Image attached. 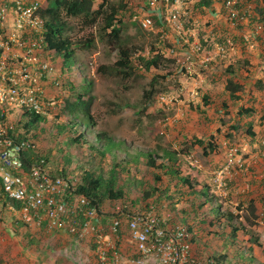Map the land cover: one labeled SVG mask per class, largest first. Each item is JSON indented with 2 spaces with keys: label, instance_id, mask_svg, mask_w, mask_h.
Listing matches in <instances>:
<instances>
[{
  "label": "rangeland",
  "instance_id": "rangeland-1",
  "mask_svg": "<svg viewBox=\"0 0 264 264\" xmlns=\"http://www.w3.org/2000/svg\"><path fill=\"white\" fill-rule=\"evenodd\" d=\"M141 1L107 0L104 14L110 7L117 8L114 19L121 22L116 40L101 32L104 15L93 24H86L82 17L64 20V36L79 44L88 38L91 44L71 47L75 61L65 62L68 70L53 56L55 76H61L63 84L44 87L46 115L33 132L37 150L45 154L52 175L62 169L78 180L86 171L106 176L115 166L117 185L125 197L103 205L98 224H109L126 197L139 198L149 186L161 189L167 184L171 197L183 192L182 200L170 204V199L160 197L151 210L158 218L170 220L167 224H198L190 232L193 256L203 263L214 258L220 264H264V35L253 30L257 24L253 18H258L257 10L264 12V0H234L233 9L239 16L236 26L226 18L225 0H211L208 10L198 8L196 0H185L187 15L179 18L185 34L182 39L169 29L160 31L157 23L151 30L132 23L131 17L140 15ZM98 3L93 1L92 10ZM120 48L129 51L131 70L126 76L114 69ZM152 56H158V65L145 70L138 59ZM226 80L238 86L233 93L237 100L228 98ZM84 87L91 125L83 128L78 115L76 129L68 133L72 117L65 106ZM149 90L147 100L144 93ZM240 108L252 110L241 125L236 117ZM79 132L85 134L83 140L70 143ZM96 134L116 146L99 154L105 138L95 140ZM209 139L215 145L211 151L206 149ZM194 140L202 146L190 144ZM148 153L155 165H167L164 153L174 158L172 183L162 177L160 167L146 165ZM229 158L233 163L226 167ZM154 174L160 176L159 183L153 182ZM184 177L191 188L177 181ZM176 182L179 190L173 187ZM199 187L206 188L209 196L205 206L229 213V224L240 226L234 238L223 216L212 222L214 227L206 225L212 215L198 207L202 202ZM150 199L148 207L154 205H149ZM142 205L138 201L134 206ZM58 233L43 225H23L9 204L0 205V264H87L85 258L92 259L90 250H72L61 238L71 237Z\"/></svg>",
  "mask_w": 264,
  "mask_h": 264
},
{
  "label": "built area",
  "instance_id": "built-area-1",
  "mask_svg": "<svg viewBox=\"0 0 264 264\" xmlns=\"http://www.w3.org/2000/svg\"><path fill=\"white\" fill-rule=\"evenodd\" d=\"M184 1L142 0L140 15L134 14L130 21L142 30H151L157 23L160 31L169 29L182 39L185 34L179 18L187 15ZM43 2L0 0V198L17 204L19 219L25 224H43L92 247L95 264H119L121 259L125 264H196L190 256L186 230L168 226L150 211L131 216L121 227L116 219L106 226L98 225L100 213L89 200L75 195L77 179L67 174L52 175L42 157L32 155L35 141L18 137L24 123L46 115L44 87L57 86L54 51L43 44ZM234 5V0L223 3L232 25L237 16ZM253 30L264 35V22L255 24ZM232 163L229 158L226 167ZM123 231L132 250L127 257L117 245Z\"/></svg>",
  "mask_w": 264,
  "mask_h": 264
},
{
  "label": "trees",
  "instance_id": "trees-1",
  "mask_svg": "<svg viewBox=\"0 0 264 264\" xmlns=\"http://www.w3.org/2000/svg\"><path fill=\"white\" fill-rule=\"evenodd\" d=\"M107 0H99V3L97 4L95 10H92L93 6V0H48L47 1V6L46 9L44 10V14L49 16V19L45 21V40L43 42L45 48L52 49L54 51V57H58L61 60V66L63 69L68 70L65 66V62L68 60H73V45H81V47L86 48L89 47L91 44V39H84V41L79 44V42H72L68 37L63 35V30L66 28V24L62 20L61 12H63V15L67 18H77V17H82L85 19L86 24H93L96 17L99 15H104L103 16V25L100 28L101 32L104 33L107 37L112 38L113 40H116L119 32H120V26L121 22L119 20L114 19L116 15L117 8L110 7L109 11L107 14H104L103 9L106 5ZM196 6L200 9H210L211 6V0H196ZM257 15L258 18H253V24L254 23H261L264 22V12L262 10H257ZM239 16L237 15L232 19L233 26H236L238 22ZM140 62H142V65L145 70L149 68H156L158 65V56H152L149 59H143L139 58L138 59ZM131 65H130V60H129V51L126 48H120L118 50V60L114 63V69L116 70V73H120L123 76H126V71H130ZM228 73L230 70L227 71ZM57 86H60L63 84L62 77L57 76ZM86 83V82H85ZM87 85V84H86ZM85 88V87H84ZM225 88L226 90H229L228 98L230 100H237L238 96H234L233 93L238 89V86L233 84L230 80H226L225 83ZM86 91V88L83 90L82 93H77L72 102L70 104H66L65 108L67 110V114L72 117V119L68 122V127H67V132L70 133L72 132V129H76V126L78 125L77 119H81V122L79 124L83 128H89L91 125V118L88 115L87 108L89 105L90 100H85L84 99V92ZM151 91L145 92L144 96L146 97L147 100H149L151 96ZM205 101V100H204ZM252 114V110L250 108H240L236 112V117H237V124L241 125L240 123L242 122L241 120L243 118L249 117ZM81 115V118L78 116ZM44 119V117H39L35 116L32 117L31 120H29L28 123H24L21 126V133L19 132L18 137L21 138H27V140H34V134L31 132H28L32 129V131H37V127L41 123V121ZM76 121V122H75ZM34 126V127H33ZM33 127V128H31ZM235 129H237V126H233ZM247 134L249 136H253L252 133L249 131V128L246 130ZM85 134L83 132H79L77 135H75L74 138H72L69 142L70 143H77L80 140H83ZM105 138V139H104ZM98 139L99 141L105 140V142L101 146V151H99V154L103 155L104 153H107L111 148L116 146L109 138L105 137L104 135L101 136L99 134L95 135V140ZM36 143V142H35ZM190 144H195L198 146H202V142L200 140H194L193 143ZM206 149L207 151H211L215 149V145L208 140L206 144ZM203 151L205 149V146L202 147ZM40 155L42 157V160L44 163L47 165L48 160L45 156V154H41L37 150V145L35 147V152L32 154L34 155ZM164 158L166 161H168L167 165H155L153 155L147 154L146 155V165L152 169H159V167L162 169V177L167 178V183L170 184L173 182L175 176H176V171L175 168L172 166L173 165V160L174 158L169 154V153H164L163 154ZM28 159H25V162L27 163ZM65 163H68V160H65ZM60 175H64V170H60L59 173ZM153 182L159 183L160 182V176L158 174H154L152 176ZM264 179V178H263ZM178 182L182 183L185 185L187 188H191L190 183L188 178H179L177 179ZM264 181V180H263ZM173 187L175 189L178 188L177 182L173 184ZM74 190H75V195L77 196H82L89 200L90 205L93 206L96 210L97 213L102 212L103 210V205L112 203L115 201H121L124 199V192L118 187L117 185V172L115 166L111 167L109 171L107 172L106 176H103L102 174H95L93 171H86L80 176L77 180V184L74 185ZM169 186L167 184H164V187L159 189V187H156L154 185L149 186V188L142 192L140 194L139 198L135 197L133 199H130L126 197L125 200H127V204H123L122 208L120 209L119 212H116V215H114L113 219L119 220L121 227L123 221L128 220L133 215H142L146 212H152L153 215L158 217L156 213H154L151 208L155 206L156 202H159V198L163 197L166 200H169L170 204H176L179 201L182 200L183 198V192H176L174 196L171 197V195L168 194ZM179 190V189H177ZM198 196L202 199V202L200 203V207L206 208L204 211L205 214L212 215V218H209L210 220L207 222V226L214 227L212 222L218 220L219 217L223 216L226 219V225L230 228V238H234V235L236 234L237 231L240 230V226H233L230 225L229 219H231V216L229 213L227 214H220L218 208L210 207V206H205L208 201L209 196L207 195L206 188L199 187L197 190ZM148 196H151V199L149 200V205L150 203L154 204L152 206L148 207ZM143 202V205L140 206H134L136 203ZM147 201V202H146ZM123 202V201H122ZM5 204H9L11 209H13L17 214H18V206L15 202H11L5 199L0 198V205L2 207L5 206ZM253 202L249 201L248 206L252 210ZM142 207L144 208L142 210ZM141 208V209H140ZM140 211H139V210ZM193 216L194 213H191ZM196 216V215H195ZM264 216V214H263ZM19 214H18V219H19ZM214 219V220H211ZM20 220V219H19ZM170 221V220H168ZM167 221V222H168ZM200 222L202 220H199ZM23 225H27L24 222L20 221ZM111 224V221L110 223ZM43 225V224H42ZM168 226L171 227H182L186 230V232L190 235V244L193 241L192 234L190 233L193 229V227H198V224H188L187 226L184 224H175V223H168ZM32 227H35L36 225H31ZM44 226V225H43ZM118 227V228H119ZM125 236L126 231L120 232L118 236ZM88 250L92 251V247H88ZM213 257V256H212ZM222 256H219V259ZM92 258L94 260V256L92 255ZM194 259L196 260V264H220L216 259L214 258H207L204 263L200 261L199 258L194 256ZM95 264V263H94Z\"/></svg>",
  "mask_w": 264,
  "mask_h": 264
},
{
  "label": "crops",
  "instance_id": "crops-1",
  "mask_svg": "<svg viewBox=\"0 0 264 264\" xmlns=\"http://www.w3.org/2000/svg\"><path fill=\"white\" fill-rule=\"evenodd\" d=\"M98 225H105V224H98ZM57 232H59L58 234H60V235H64L65 233L64 232H62V231H57ZM60 232H62V233H60ZM68 236V235H67ZM61 238H65V240H66V242H68L69 243V245L68 246H70L71 248H72V250H79V251H82V247L83 248H85L84 249V251H86V252H88V249H87V247L85 246V243L84 242H76V241H72L73 240V238H67V237H64V236H62ZM118 246L120 247V249H121V251H122V253H124V254H131L130 253V251L132 252V250H131V245H130V243L128 242V239H127V237H125V236H122V235H120L118 238ZM61 240H63V239H61ZM77 244H78V246H77ZM83 251V254H81V257H83V255H84V252ZM90 253V252H89ZM92 253V252H91ZM90 253V254H91ZM87 255H89V254H87ZM86 257V256H85ZM92 258V257H91ZM85 259H88L87 261H88V263L87 264H93V263H95V260H93V258L92 259H89V256L87 257V258H85ZM119 264H125L124 263V259H121L120 260V262H119ZM145 264H152V262L151 261H147Z\"/></svg>",
  "mask_w": 264,
  "mask_h": 264
},
{
  "label": "clouds",
  "instance_id": "clouds-1",
  "mask_svg": "<svg viewBox=\"0 0 264 264\" xmlns=\"http://www.w3.org/2000/svg\"><path fill=\"white\" fill-rule=\"evenodd\" d=\"M44 3H45V0H44L43 4H44ZM43 7H44V6H43ZM45 9H46V7H44V10H45ZM44 10H43L42 14H43L45 20H48V19H49V16L44 14ZM61 15H63V14H61ZM64 17H65V16H64ZM65 18H67V17H65ZM69 18H70V17H69ZM62 20L64 21L63 18H62ZM64 23H65V21H64ZM70 49H71V47H70ZM72 56H73V55H72ZM73 60L75 61L74 58H73ZM101 215H102V212H100V214L98 215V217H101ZM98 219H99V218H98ZM112 220H113V219H112ZM166 224H167V222H166ZM102 226H103V225H102ZM91 252H92V251H91ZM121 254L123 255V257H127L128 255H130V254H124V253H122V251H121ZM190 256L194 258L193 254L191 253V244H190Z\"/></svg>",
  "mask_w": 264,
  "mask_h": 264
}]
</instances>
